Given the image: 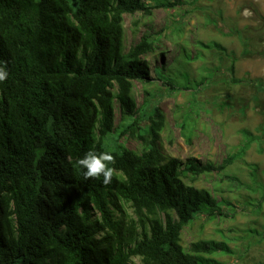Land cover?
<instances>
[{"label":"trees","instance_id":"trees-1","mask_svg":"<svg viewBox=\"0 0 264 264\" xmlns=\"http://www.w3.org/2000/svg\"><path fill=\"white\" fill-rule=\"evenodd\" d=\"M175 5L0 0V66L9 73L0 82V264H226L218 254H237L228 237L201 238L186 248L182 234L202 216L214 221L230 215L225 207L232 202L219 199L216 189L196 186L199 177L214 173L230 189L257 190L228 168L254 143L263 144L264 122L242 128L240 145L221 162L167 156L160 143L166 122L159 94L145 88L138 104L135 82L161 81L169 93L198 91L209 76L193 78L185 65L203 58L204 50H217L229 58V81L252 89L249 100L239 99L242 112L252 102L264 116V79L237 77L239 56L217 41L199 42L194 57L183 47V70L167 61L165 50L151 67L148 56L160 37L149 30L127 46L126 14L138 16L134 29L153 7ZM242 41L241 56L252 55L248 39ZM126 135L137 136L141 150L126 146ZM90 149L115 157L107 186L102 176L85 180L76 163ZM250 166L258 184V166ZM248 203L260 212L264 193ZM248 232L263 236L256 228Z\"/></svg>","mask_w":264,"mask_h":264},{"label":"rangeland","instance_id":"rangeland-1","mask_svg":"<svg viewBox=\"0 0 264 264\" xmlns=\"http://www.w3.org/2000/svg\"><path fill=\"white\" fill-rule=\"evenodd\" d=\"M164 1H175L176 5L153 7L152 15L139 19L140 25L134 29L132 22L138 16L125 15L128 47L137 42L146 30L160 37L159 48L148 56L152 62L151 67L154 62L160 64L161 57L158 54L165 50L167 61L183 70V66L178 64L183 57V47L194 57L200 49L199 42L217 41L239 56L235 73L237 77L250 75L264 79V0H183L180 3L178 0ZM147 2L153 5L156 0ZM146 23L148 25H145ZM243 39H248L254 52L252 55L241 56ZM203 53V58H193L185 68L193 78L209 76L207 83L200 86L205 87L198 91L182 87L169 93L162 91L164 86L161 81L151 85L137 81L135 96L140 104L145 95V88L159 94L157 103L165 114L166 122L160 143L167 156L182 160L193 156L202 161L221 162L240 145L241 129H254L264 122V116L253 107L252 102L244 113L242 112V102L239 99L249 100L252 89L247 84L236 85L229 81L226 70L229 64L228 56L217 50H204ZM174 58L179 60L174 61ZM212 70L215 73L214 78L211 76ZM182 78L179 80H183ZM185 119L187 128L182 129ZM119 122L120 110L117 104L116 125ZM121 140L129 148H142V141L137 136L126 135ZM250 164L258 166V184L253 183ZM262 170L264 142L261 146L254 143L242 160L236 161L228 168L229 173L257 187V190L230 189L227 181L220 183L219 177L214 173L196 179V186L216 189L219 199L225 198L232 202L230 209L228 205L225 207L230 215L214 221L205 216L196 219L184 229L183 245L188 248L191 242L201 238L222 239L225 236L230 238L231 245L237 248L235 255L218 254L217 257L226 264L264 263V203L260 212L248 203L256 202L264 193ZM188 181L192 182L191 179ZM231 212H235L234 216ZM250 228H256L263 236L248 237ZM135 263H139V260L136 259Z\"/></svg>","mask_w":264,"mask_h":264},{"label":"clouds","instance_id":"clouds-1","mask_svg":"<svg viewBox=\"0 0 264 264\" xmlns=\"http://www.w3.org/2000/svg\"><path fill=\"white\" fill-rule=\"evenodd\" d=\"M8 71L6 67L0 66V82L5 81L8 78ZM77 165L84 169V179H99L103 177L102 183L109 185L115 175L114 167L110 165L115 164V157L108 151L97 152L94 149H90L82 158L77 160Z\"/></svg>","mask_w":264,"mask_h":264}]
</instances>
